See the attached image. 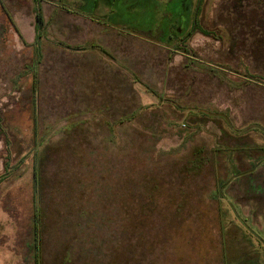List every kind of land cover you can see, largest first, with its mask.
<instances>
[{"label":"rangeland","instance_id":"374dc122","mask_svg":"<svg viewBox=\"0 0 264 264\" xmlns=\"http://www.w3.org/2000/svg\"><path fill=\"white\" fill-rule=\"evenodd\" d=\"M37 1L39 41L36 0H0V115L38 76L36 131L0 133V264H35L45 146L42 264H264V0Z\"/></svg>","mask_w":264,"mask_h":264},{"label":"trees","instance_id":"16d2710c","mask_svg":"<svg viewBox=\"0 0 264 264\" xmlns=\"http://www.w3.org/2000/svg\"><path fill=\"white\" fill-rule=\"evenodd\" d=\"M36 2H37V6L34 8V14L36 18L35 31H36V40L39 41V39L41 38V30L44 25V19L42 15L41 6L39 5V2L37 0ZM199 13L200 11L195 16L194 23L191 27L193 31L192 33L195 34L198 32H202L203 34H206V35H210L212 34V32L214 33L213 30H215L216 27L214 28V26L213 27L210 26L211 32H209L205 30V28H203L202 23H199ZM230 29L227 30L226 35L230 39H233L232 31ZM186 33L184 36L182 34L181 38L178 40L177 45L179 47L182 46L183 43H185L186 40H188V37H190L192 34L191 32H189V29H188L187 35ZM167 45L169 44H166V46ZM178 46L177 48L180 49L181 47L179 48ZM95 48L97 47L95 46ZM37 79H38V76L36 72H34L33 80L31 81L30 89H29L31 93V96H30L31 101L29 105L27 106V108L24 110V112L19 107H12V109L8 111L7 110L4 111L0 115V133H2L3 135L5 134V131L6 133H7V130L11 132L12 129H16V131H18L19 134H23V130L16 127L15 124L13 123V120L14 118H18L21 120L22 115L25 116L26 112H27V115L30 117L33 130L36 131L37 115L35 112L33 95L37 92V87H38ZM0 82H1V71H0ZM14 134H15V130H14V133L12 132V135ZM5 145H6V150H7V157L5 158V161H4V172L2 175H0V185L4 181H6L8 177H10L13 174V171L15 170V167H13L11 163L13 159H12V154L10 153V150H9V148L11 149L12 147V142L7 137L5 139ZM50 150H51V147L49 148L48 146H45L41 150L37 151V154L35 156V169H34L33 176H32V190H33L32 230H33V247H34V263L35 264H42V245H43V228H44L43 224H44L45 215L47 214V210H45L44 208V203L47 200L46 157ZM193 153H194L193 158L187 161V164L185 167L188 169V170H185L188 173L189 171L191 173H197L201 171L205 165L203 164L204 150L196 148L193 151Z\"/></svg>","mask_w":264,"mask_h":264}]
</instances>
